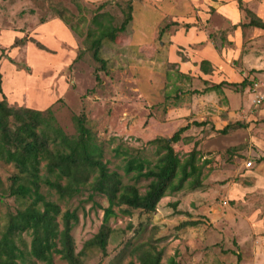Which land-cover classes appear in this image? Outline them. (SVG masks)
<instances>
[{"label": "rangeland", "instance_id": "374dc122", "mask_svg": "<svg viewBox=\"0 0 264 264\" xmlns=\"http://www.w3.org/2000/svg\"><path fill=\"white\" fill-rule=\"evenodd\" d=\"M126 2L133 7L132 20L116 39L103 41L100 55L106 65L102 67L92 57L87 31L95 26H89L90 19L100 11L118 26ZM170 7L166 1L155 0H0V98L13 107L41 110L43 116L49 108L69 136L77 135L72 116H82L103 147V160L124 182H132L122 168L127 153L148 159L152 166L158 154L156 144L150 141L170 137L190 124L182 140L173 144L181 156L198 149L199 162L204 163L202 188L177 192H183L184 199L192 197L185 200L189 211H178L176 200L168 202L166 197L160 199L165 212L130 209L125 214L121 211L124 206L114 207L115 214L107 221L110 234L105 250L87 249L84 264H138L137 253L151 246L161 251L163 263L174 256L179 264H186L188 256L189 264H215L224 253V264H238V254L240 264H264V192L249 175L261 158L256 153L262 150L264 114L247 123L236 120L223 132L211 122L204 128L191 124L194 119L210 121L207 118L217 113L225 97L205 90L211 84L208 81L183 77L174 65L154 62L160 38L149 41L164 16L178 11ZM248 15L245 13L246 19ZM257 72L264 73V69ZM260 75L252 74V80L263 81ZM247 90V84L240 90L245 95L243 104L252 98ZM248 161L251 166L247 167ZM213 172L215 177L207 180ZM16 173L13 164L0 161V231L7 213L21 207L19 200L8 195L10 177ZM147 182H137L141 191ZM41 191L52 195L49 198L56 200L62 211L76 209L78 221L71 235L78 252L98 231L103 207L108 205L106 198L94 194L89 200V191H83L59 200L45 186ZM206 194L210 196L204 202ZM166 203H170L168 207ZM193 221L197 223L182 225ZM21 235L24 242L17 241L24 251L23 264H46L27 255L30 236ZM252 246L258 249L257 254ZM51 264L67 263L55 255Z\"/></svg>", "mask_w": 264, "mask_h": 264}, {"label": "trees", "instance_id": "16d2710c", "mask_svg": "<svg viewBox=\"0 0 264 264\" xmlns=\"http://www.w3.org/2000/svg\"><path fill=\"white\" fill-rule=\"evenodd\" d=\"M126 3L125 8L121 7L122 20L118 26L112 25L110 16L104 12L94 13L90 19L89 26H95V29L89 28L87 31V36L91 38L90 49L93 59L100 62L102 67L106 65V60L100 55L103 41L116 39L132 20V4ZM238 5L251 14L240 0ZM64 22L68 25L66 20ZM248 24L264 28L263 22L252 17ZM201 69L207 70L202 63ZM224 84L242 90L247 81H222L205 90L218 91ZM46 111L47 116H43L41 110L13 107L4 97L0 98V161L13 164L17 169V173L10 177L8 195L21 202V207L7 213L0 231V264L25 262L24 251L17 241L24 242L22 233L30 236L27 251L30 257L51 264L56 255L67 264H84L83 256L87 249L99 247L105 250L110 234L107 221L115 214L114 207L124 206L121 211L125 214H129L130 209L151 213L156 210L162 197L184 188L195 190L202 184L204 163L199 162L198 149L192 148L181 156L173 147L174 143L182 140V133L190 124L178 128L170 137L150 141L156 144L158 154L152 166L148 159L127 153L122 168L132 182H124L123 176L109 169L108 161L103 160V147L85 125L82 116H72L77 135L69 136L56 123L50 109ZM191 124L200 126L205 122L194 120ZM141 179L148 181L144 191L137 184ZM42 186L56 194L59 200L72 198L83 191H89V200L94 194L106 198L108 205L103 207L98 231L83 243L78 252H75L71 235L78 221L76 209L62 211L60 204L49 198L52 195L41 191ZM94 204L98 205L96 202ZM196 223L184 222L182 225ZM161 258V251L152 246L137 253L138 264H179L174 256L165 263ZM237 263L240 264L239 254Z\"/></svg>", "mask_w": 264, "mask_h": 264}, {"label": "crops", "instance_id": "0c3cea01", "mask_svg": "<svg viewBox=\"0 0 264 264\" xmlns=\"http://www.w3.org/2000/svg\"><path fill=\"white\" fill-rule=\"evenodd\" d=\"M163 1L170 3V8H177L178 11L171 15L168 14V16L174 15L168 20H165L168 17L165 15L161 22L155 26L152 40L149 41V43L155 41L157 36L160 38L156 40L159 47L154 51L153 58L157 60L153 59L154 62L174 65L178 74L183 77L193 76L196 81L201 83L208 81L211 83L208 86L222 81L240 83L245 79L248 87V82L253 78L252 74H261L260 78L264 77L263 72H257L261 68L264 69V28L248 24L251 17L264 23V0H240L243 7L251 12L247 19L245 18L246 12L239 8V0H155V2ZM183 4L185 8L182 7ZM181 7L183 11L179 12ZM201 63L204 68H207L206 71L201 69ZM246 76L249 77L246 79ZM217 92L225 97V103L223 100L222 104L217 106V113L211 114L207 118L210 121L194 119L199 122L204 121L205 124L201 125L203 128L211 122L214 129L223 132L230 129L236 120L247 123L248 120L261 117L264 114V110H260L264 109V106L247 114L246 111L251 101L243 104L245 95L240 90L232 89L224 84ZM243 107H247V109L243 110ZM244 112L245 117L241 115ZM263 140H261V153H256L261 157L260 161L254 170H250L249 175L251 180L254 179V182L261 184L264 192ZM214 177L213 172V175L209 176L207 180ZM201 186L200 188H202ZM209 196L206 194L202 197L203 201L205 202ZM164 197L168 202L176 200L178 211H189L190 204L185 200H190L191 196L184 199L183 192H180ZM166 204L168 207L170 203ZM172 204L174 205L175 202ZM160 210L164 211V206L159 201L156 211L160 212ZM208 211L209 207L207 210H203L204 213ZM190 219L195 220V217ZM251 249L254 254L258 253L256 247L252 246ZM221 254L215 264H224L225 254ZM188 258L190 257H186V264L190 262ZM257 258L256 255L255 259Z\"/></svg>", "mask_w": 264, "mask_h": 264}, {"label": "built area", "instance_id": "2783aa9c", "mask_svg": "<svg viewBox=\"0 0 264 264\" xmlns=\"http://www.w3.org/2000/svg\"><path fill=\"white\" fill-rule=\"evenodd\" d=\"M248 93L252 95L250 106L247 109V114L255 112L258 108L264 106V82L261 80H252L248 86ZM245 117V112L241 113ZM251 165V162H247V167Z\"/></svg>", "mask_w": 264, "mask_h": 264}]
</instances>
